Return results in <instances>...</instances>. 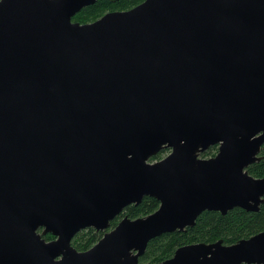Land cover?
Segmentation results:
<instances>
[{
    "label": "water",
    "instance_id": "water-1",
    "mask_svg": "<svg viewBox=\"0 0 264 264\" xmlns=\"http://www.w3.org/2000/svg\"><path fill=\"white\" fill-rule=\"evenodd\" d=\"M95 2L0 0V264H140L204 211L263 202L246 169L264 144V0H144L72 21ZM144 197L155 212L71 246ZM158 264H264V231Z\"/></svg>",
    "mask_w": 264,
    "mask_h": 264
},
{
    "label": "trees",
    "instance_id": "trees-1",
    "mask_svg": "<svg viewBox=\"0 0 264 264\" xmlns=\"http://www.w3.org/2000/svg\"><path fill=\"white\" fill-rule=\"evenodd\" d=\"M143 0H96L93 5L80 10L73 18V22L84 24L100 18L107 10H129ZM112 12V11H110ZM262 154H264V145ZM165 150L157 154L151 161L160 158ZM216 149H210L202 156H210ZM247 172L254 178L264 177V160L255 162L247 167ZM264 200V198H263ZM156 199L144 197L139 204L127 206L122 213L110 222L113 227L124 217L129 219L143 218L158 208ZM110 228V227H109ZM264 231V201L259 206L258 211H245L240 208H233L225 214L215 211H204L201 213L191 227H186L184 231H175L163 234L150 240L144 254L139 257L140 264H158L170 259L176 249L182 246L205 243L210 244L222 240L224 245H232L236 242L248 239ZM104 231H96L92 228L80 231L72 241V245L78 251H86L96 244L103 236ZM50 235H47L48 238ZM50 238V237H49Z\"/></svg>",
    "mask_w": 264,
    "mask_h": 264
},
{
    "label": "flooded vegetation",
    "instance_id": "flooded-vegetation-1",
    "mask_svg": "<svg viewBox=\"0 0 264 264\" xmlns=\"http://www.w3.org/2000/svg\"><path fill=\"white\" fill-rule=\"evenodd\" d=\"M263 145H264V144H263ZM212 148H213V149H216V151L218 150V146H217V145H212V146H210L208 149H206L205 151L199 153L198 156H199L200 158H206L207 156H204V157H203L202 154L206 153L208 150H210V149H212ZM262 148H263V146L261 147V149H262ZM163 150L166 151L167 148H163L161 151H163ZM161 151H160V152H161ZM165 151H164V152H165ZM160 152H159V153H160ZM211 152H212V151H211ZM217 152H218V151H217ZM159 153H158V154H159ZM258 156L260 157V160H259V161L264 160V158H262V157H264V154H262V150H261V152L258 154ZM153 158H154V157H153ZM153 158H152V159H153ZM152 159H150V161H151ZM255 162H258V161H255ZM255 162H254V163H255ZM262 178H263V177H262ZM262 200H263V199H262ZM263 201H264V200H263ZM262 203H263V202H259L257 205H255V209H254L253 211H258V210H259V206H260ZM245 211H246V210H245ZM248 211H250V210H248ZM121 219H122V218H121ZM121 219H120V220H121ZM84 230H85V229H84ZM39 231H40V230H38V233H39ZM81 231H83V230H81ZM104 231H105V230H104ZM40 232H41V231H40ZM79 232H80V231H79ZM79 232H78V233H79ZM78 233H76V234L72 237V239H74ZM47 235H50V236H49L50 238H49V237L46 238ZM47 235L43 236V238L45 239V241L48 242L49 240H54V239H55V237L52 236L51 234H47ZM72 241H73V240H72ZM72 241H71V246L74 247V246L72 245ZM74 248H75V247H74ZM75 249H76V248H75ZM76 250H77V249H76ZM77 251H78V250H77ZM79 252H84V251H79Z\"/></svg>",
    "mask_w": 264,
    "mask_h": 264
},
{
    "label": "rangeland",
    "instance_id": "rangeland-1",
    "mask_svg": "<svg viewBox=\"0 0 264 264\" xmlns=\"http://www.w3.org/2000/svg\"><path fill=\"white\" fill-rule=\"evenodd\" d=\"M144 1V0H143ZM142 1V2H143ZM113 2V1H112ZM85 8V7H84ZM83 9V8H82ZM110 11H120V10H117V9H114V10H107V11H105V13H103L101 16H100V18L103 16V15H105L106 13H108V12H110ZM99 18H97L96 20H98ZM96 20H93V21H90V22H86V23H84V24H87V23H92V22H94V21H96ZM80 24V23H79ZM218 151V150H217ZM217 151H213L212 152V154L210 155V156H207L206 157V159H209V158H213V157H215L216 155H217ZM170 154V149H167L165 152H163V154L160 156V158L158 159V160H156V161H160V160H162V159H164L165 157H167L168 155ZM156 161H149V162H151V163H153V162H156ZM152 214V213H151ZM122 220V219H121ZM121 220H119L117 223H116V225L121 221ZM116 225H114L113 227H111L110 226V228L109 229H107V230H105L104 232H103V235H104V233H106V232H108V231H110L111 229H113ZM41 231V230H40ZM39 231V232H40ZM102 238V237H101ZM73 239H71V241H72ZM49 241H51V240H49Z\"/></svg>",
    "mask_w": 264,
    "mask_h": 264
}]
</instances>
